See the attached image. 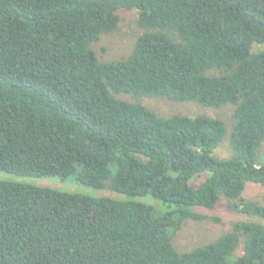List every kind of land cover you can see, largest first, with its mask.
Wrapping results in <instances>:
<instances>
[{
	"label": "trees",
	"instance_id": "16d2710c",
	"mask_svg": "<svg viewBox=\"0 0 264 264\" xmlns=\"http://www.w3.org/2000/svg\"><path fill=\"white\" fill-rule=\"evenodd\" d=\"M121 9L138 11L144 33L128 58L102 63L91 45ZM156 97L235 106L236 157L213 155L223 120L164 118L139 102ZM263 142L264 0H0V172L75 176L126 197L0 181V264H264L258 222L192 251L173 244L221 196L264 218L243 200L248 183L264 187Z\"/></svg>",
	"mask_w": 264,
	"mask_h": 264
},
{
	"label": "rangeland",
	"instance_id": "374dc122",
	"mask_svg": "<svg viewBox=\"0 0 264 264\" xmlns=\"http://www.w3.org/2000/svg\"><path fill=\"white\" fill-rule=\"evenodd\" d=\"M119 15L121 21L118 28L112 33L102 35L97 42L91 45V49L102 63H112L128 58L132 54L138 38L144 33V30L138 24L139 14L137 10L121 9ZM209 74L219 76L221 73L212 70ZM116 96L127 102H137L130 94L123 93ZM139 102L164 118L175 115H187L190 117L206 116L223 120L227 127V134L213 155L217 159H232L236 157L230 145L235 106L226 105L220 108L204 107L195 102H179L164 97L142 98ZM257 156L259 163L264 165V142L258 149ZM207 176L208 174H204L196 178L193 181V185L196 188L199 187ZM0 181L24 182L38 187L80 194L90 198L111 197L120 200L126 199L125 196L116 194L108 188L96 190L83 186L77 181L75 176H71L68 179H61L59 177L36 179L17 177L0 172ZM243 200L264 205V187L259 184L248 183ZM145 201L148 204L155 205L158 209H162L163 205L157 204L152 199ZM232 202L221 196L217 207L214 209L195 208V212L204 218L199 220L190 219L184 223L180 231L174 233L173 244L176 250L179 253H184L214 243L220 237L232 232L236 223L258 222L264 226V218L247 215L231 209L229 205ZM243 251L244 248L242 246L238 253H236V256L242 255Z\"/></svg>",
	"mask_w": 264,
	"mask_h": 264
}]
</instances>
